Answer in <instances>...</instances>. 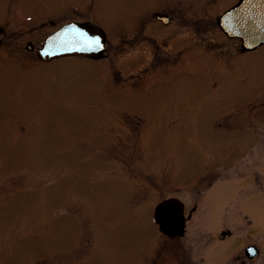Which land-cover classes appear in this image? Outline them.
I'll use <instances>...</instances> for the list:
<instances>
[{
  "label": "rangeland",
  "instance_id": "1",
  "mask_svg": "<svg viewBox=\"0 0 264 264\" xmlns=\"http://www.w3.org/2000/svg\"><path fill=\"white\" fill-rule=\"evenodd\" d=\"M236 1L0 0V264H184L194 231L153 221L172 197L186 264H264V45L218 28ZM69 21L102 58H37Z\"/></svg>",
  "mask_w": 264,
  "mask_h": 264
},
{
  "label": "water",
  "instance_id": "2",
  "mask_svg": "<svg viewBox=\"0 0 264 264\" xmlns=\"http://www.w3.org/2000/svg\"><path fill=\"white\" fill-rule=\"evenodd\" d=\"M155 18L163 23L169 21L167 15L158 13ZM217 26L226 37L239 39L241 51L257 49L264 44V0H237L218 16ZM80 33L88 38H97L98 43H84L78 39ZM105 43L106 33L97 24L90 21H69L44 38L37 50V58L41 61L60 57L96 60L102 58ZM26 46L31 49L30 42ZM184 219L183 204L176 198L163 200L154 208L153 221L162 233L171 237L181 235Z\"/></svg>",
  "mask_w": 264,
  "mask_h": 264
},
{
  "label": "flooded vegetation",
  "instance_id": "3",
  "mask_svg": "<svg viewBox=\"0 0 264 264\" xmlns=\"http://www.w3.org/2000/svg\"><path fill=\"white\" fill-rule=\"evenodd\" d=\"M193 211L197 212V206L191 208V211L187 215L185 214V210H184L185 219H184V227H183V231H182L181 235H176V236H173V237H170V236L166 235L167 238H169V239H174V238H182V239H184V236L186 235L188 230L194 231L193 242L190 244V246L192 245V247H191L192 250L190 248V250L188 251L189 258L184 261V264H186L187 261L192 259L190 257L194 258V256H196V262L198 263V219H197V221H195L193 223L194 226H193L192 229H190V227H189L190 226V222H191V220H190L191 219V212H193ZM220 232L223 235L221 238L224 239L226 237V233L227 232L223 231V230H221ZM254 244H251V243L248 244L247 246H245L244 249L241 250V252H240L241 255H237L236 259L238 260L239 264H250L251 262L255 261V259L258 258L260 251H259V248L257 246H253Z\"/></svg>",
  "mask_w": 264,
  "mask_h": 264
},
{
  "label": "snow or ice",
  "instance_id": "4",
  "mask_svg": "<svg viewBox=\"0 0 264 264\" xmlns=\"http://www.w3.org/2000/svg\"><path fill=\"white\" fill-rule=\"evenodd\" d=\"M78 39L83 41L84 43H87V44L98 43V39L97 38H88L83 33L78 34Z\"/></svg>",
  "mask_w": 264,
  "mask_h": 264
}]
</instances>
